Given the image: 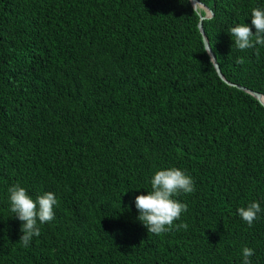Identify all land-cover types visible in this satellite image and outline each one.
Returning <instances> with one entry per match:
<instances>
[{
  "label": "trees",
  "instance_id": "1",
  "mask_svg": "<svg viewBox=\"0 0 264 264\" xmlns=\"http://www.w3.org/2000/svg\"><path fill=\"white\" fill-rule=\"evenodd\" d=\"M197 1L211 16L189 0H0V264H241L243 247L264 264V106L239 88L264 96V46L228 33L254 32L264 0ZM170 167L194 180L176 197L188 228L155 235L135 197ZM17 182L58 200L27 248ZM253 201L249 227L237 209Z\"/></svg>",
  "mask_w": 264,
  "mask_h": 264
},
{
  "label": "clouds",
  "instance_id": "2",
  "mask_svg": "<svg viewBox=\"0 0 264 264\" xmlns=\"http://www.w3.org/2000/svg\"><path fill=\"white\" fill-rule=\"evenodd\" d=\"M195 6L196 4L193 11ZM251 25L255 28L254 32L246 23H237L228 30L235 47L241 51L255 48L257 45L264 46V9L259 7L251 9ZM234 62L243 64L244 59L237 57ZM150 185L151 190L147 191L146 195L135 197V207L139 213L137 220L146 227L148 233L155 235L169 232L173 228L187 230V223L174 224V221L180 220L182 213L187 212V204L180 202L176 197L181 193L190 194L195 191L193 178L184 170L170 167L155 171L150 179ZM8 194L10 211L22 222L19 242L27 248L33 237L41 234L38 222L43 224L55 218L54 206L58 204V200L53 192L38 193L34 200L19 182L8 188ZM261 211L260 203L256 201L250 202L247 207L237 209L238 215L249 227L259 218L258 214ZM253 255L254 249L243 247L241 264H252L250 257Z\"/></svg>",
  "mask_w": 264,
  "mask_h": 264
},
{
  "label": "water",
  "instance_id": "3",
  "mask_svg": "<svg viewBox=\"0 0 264 264\" xmlns=\"http://www.w3.org/2000/svg\"><path fill=\"white\" fill-rule=\"evenodd\" d=\"M189 3H190V5H191L192 8H193L194 5L196 4V5H199L200 7H203V8L205 9V10L203 9V10H204V15H203L202 17H209V16L211 15L210 10H208L205 6H203V5H202L200 2H198L197 0H189ZM195 10H196V6H195ZM202 17L200 16L199 19H198V22H197V26H198L199 31H200L201 36H202V38H201V39H202V43H203V45H204L205 50H207L206 52H207L208 55L210 56V60H211V62H212V65H213V68H214L216 74H217L221 79H223V77H222V75H221V73H220V71H219L218 65H217V63H216V61H215V58H214L212 52L210 51V48H209L208 42H207L205 36L203 35L202 29H201V19H202ZM223 80H224V79H223ZM237 87H239V86H237ZM239 88H241V89L244 90L245 92L249 93V94H250L251 96H253L258 102H260L262 106H264V103L259 99V97H260V96H263V95H261V94L255 92V91H250V90L245 89V88H243V87H239Z\"/></svg>",
  "mask_w": 264,
  "mask_h": 264
},
{
  "label": "bare ground",
  "instance_id": "4",
  "mask_svg": "<svg viewBox=\"0 0 264 264\" xmlns=\"http://www.w3.org/2000/svg\"><path fill=\"white\" fill-rule=\"evenodd\" d=\"M199 6V5H198ZM200 7V6H199ZM201 8V7H200ZM241 87V86H240ZM259 99L264 103V96H260Z\"/></svg>",
  "mask_w": 264,
  "mask_h": 264
},
{
  "label": "rangeland",
  "instance_id": "5",
  "mask_svg": "<svg viewBox=\"0 0 264 264\" xmlns=\"http://www.w3.org/2000/svg\"><path fill=\"white\" fill-rule=\"evenodd\" d=\"M196 7H199L198 5H196ZM200 8V7H199Z\"/></svg>",
  "mask_w": 264,
  "mask_h": 264
}]
</instances>
